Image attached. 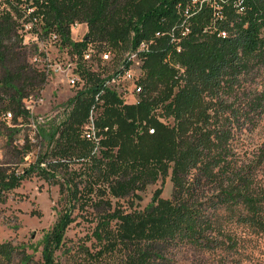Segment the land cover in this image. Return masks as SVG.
Wrapping results in <instances>:
<instances>
[{
	"label": "trees",
	"instance_id": "trees-1",
	"mask_svg": "<svg viewBox=\"0 0 264 264\" xmlns=\"http://www.w3.org/2000/svg\"><path fill=\"white\" fill-rule=\"evenodd\" d=\"M6 2L0 9L4 119L12 113L13 124L29 121L26 101L40 97L47 81L46 72L28 62L21 18L23 28L27 23L40 28L35 31L40 39L56 36L68 48L83 82L64 120L37 127L48 145L37 161L23 170L18 156L0 165V204L33 173L47 181L63 175L64 181L56 182L68 191L70 209L44 238L43 264H58L56 252L78 204L104 208L94 232L100 249L88 254L89 264H107L110 256H120L119 264H166L171 250L182 244L216 249L223 245L215 235L221 210L264 232V187L235 165L231 147L235 123L264 114V90L245 108L226 99L243 75L264 70V0ZM76 24H86L88 34L74 42ZM90 48L92 60L97 54L100 60L112 56L114 73L87 67L84 54ZM134 54L141 92L137 102L127 103L109 82L130 69ZM92 119L97 140L86 136ZM12 150L13 156L19 152L15 146ZM29 152L23 151L21 159ZM78 163L85 178L81 190L71 169ZM168 176L174 186L171 199L158 191L143 211L113 208L114 199ZM206 185L215 194L202 201ZM17 251L10 242L0 244V258L7 262ZM22 252L26 264L30 257Z\"/></svg>",
	"mask_w": 264,
	"mask_h": 264
},
{
	"label": "rangeland",
	"instance_id": "rangeland-1",
	"mask_svg": "<svg viewBox=\"0 0 264 264\" xmlns=\"http://www.w3.org/2000/svg\"><path fill=\"white\" fill-rule=\"evenodd\" d=\"M18 1V0H13ZM17 3V2H16ZM8 4L6 0H0V9ZM21 24L20 35H24V50L28 51V62L34 68L44 70L47 81L40 97H35L34 102L26 101L30 106L31 118L29 121L20 119L18 124L11 120H5L3 104L0 101V165L15 160L20 162V170L35 163L38 157L47 149V143L39 134L37 127L48 121L60 122L69 113V100L75 96L83 83L73 86L70 84L67 70L72 65L73 57L68 48L62 47L57 40L49 36L40 39L35 33L34 24H23L24 18L18 20ZM24 29V30H23ZM71 37L74 42L82 41L88 34L86 24H78L72 27ZM92 61L86 62L87 67L94 71H104L106 75L114 73L116 63L111 62L112 56L102 55ZM133 73L139 71L140 64L133 60ZM62 68L63 71H59ZM127 103L138 101V93L134 81L121 79L119 83L111 84ZM264 90V70L256 68L254 71L241 77V82L226 99L235 102L237 108H245L261 91ZM2 99V96H0ZM26 104V107L28 106ZM19 152L30 149V152L22 158ZM232 157L235 165L252 174L258 187H264V114L253 113L250 119H241L235 123L231 140ZM82 164H75L71 169L75 170L76 183L83 187L84 171L79 170ZM83 169V168H82ZM64 181L63 175L57 173V178L47 181L33 173L24 180L23 184L7 193V200L0 204V244L10 242L18 248L11 262L0 258V264H25L22 261L23 253L30 257L26 264H43V244L45 236L52 231L59 218L70 209L68 191H63L56 181ZM73 188V186L71 187ZM70 188V189H71ZM205 186L204 193H200L202 201L207 200L215 192L208 191ZM160 191L161 197L171 199L174 186L171 176L160 179L157 183L148 185L143 191L132 194L121 200L114 199L113 208H121L126 212L143 211L150 206L156 193ZM98 200L97 197L94 198ZM72 205H76L74 202ZM73 222L66 231L64 242L56 252L58 264H89L88 254L100 249L94 237L98 219L104 208L87 206L81 208L78 204L73 208ZM216 237L223 243L213 250H202L189 244L174 247L166 264H264V232L254 230L248 225L242 224L237 217L228 215L221 210L217 214ZM21 251V252H20ZM120 256H110L107 264H119Z\"/></svg>",
	"mask_w": 264,
	"mask_h": 264
},
{
	"label": "built area",
	"instance_id": "built-area-1",
	"mask_svg": "<svg viewBox=\"0 0 264 264\" xmlns=\"http://www.w3.org/2000/svg\"><path fill=\"white\" fill-rule=\"evenodd\" d=\"M30 24H32V23H30ZM76 25H78V24H76ZM73 27H75V26H73ZM52 38H54L55 40H57V37L56 36H53ZM143 48H144V46H143ZM92 52H93V49H91V48L87 52H85V54H84V61L85 62L92 61ZM108 55L109 54H106L105 56H108ZM134 58L136 59L137 63L140 64V62L137 59V55L134 54L132 56V60H134ZM72 62H73L72 65L68 66V68H67V70L70 72V75H68V79H69L70 84L75 87L78 84L83 83V82H82V79H81L80 75L77 72L78 62L75 59H73ZM139 70H140V66H139ZM59 71H63V69L60 68ZM138 77H139V71H138V73L134 74L133 73L132 66H131L129 70H127L125 73H123V75H120L118 78H115L112 81H110L109 82V86L111 84H115L116 85L123 78L132 80L135 83V81H136V79ZM135 89H136L137 93H140L141 92V88L139 86L136 85ZM30 101L31 102H34V99L31 98V99H29V102ZM26 104L28 105V103H26ZM27 109L30 112V106L29 105L27 106ZM12 118H13L12 113H8L7 114V120H11ZM86 136L89 139L97 140L96 139L95 125H94L93 119H92V122L89 125H87Z\"/></svg>",
	"mask_w": 264,
	"mask_h": 264
}]
</instances>
